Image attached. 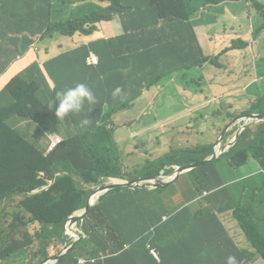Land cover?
I'll list each match as a JSON object with an SVG mask.
<instances>
[{
	"label": "trees",
	"instance_id": "obj_1",
	"mask_svg": "<svg viewBox=\"0 0 264 264\" xmlns=\"http://www.w3.org/2000/svg\"><path fill=\"white\" fill-rule=\"evenodd\" d=\"M84 1L86 0H0V25L7 27V36L23 34L22 53L26 54L31 48L39 53L37 61L32 65L39 75L31 74L28 77V67L24 73L16 75L3 91L10 102L6 116H18L42 123L55 111V108H50V104L57 94L81 82H86L97 98V105L91 111L92 118L87 108L82 114L72 116V120L78 125L88 114V118L93 120L88 131L66 138L48 154L46 149L40 147V142L33 144L25 135L22 136L21 147L19 134L11 133L7 128L13 135L17 148H6L0 141V155L3 158L0 159V204H14L15 198L19 196L23 199L0 213L6 216L5 222L0 219V264H41L51 256L50 240L63 241L68 219L85 208L91 191L83 185H95L105 176L127 179L129 172L123 173V157L119 154V147L111 134L113 129L109 130L104 125L98 126L97 121L101 115L104 121L111 118L113 101L117 105L116 111L125 109L131 102L134 106L135 101L145 95V89L150 90L158 85L167 87L166 83L160 82L161 78L167 77L170 80L176 77L178 82L180 78L184 80L182 77L188 71L200 67L204 58L199 46L201 40L198 36L201 34L196 32L193 23L197 8L204 10L215 4L240 0H101L107 4L104 8L100 7L101 9L82 19H69L52 25L54 8L58 15H63L73 4ZM250 1L254 4L262 0ZM257 6L264 18V4L258 2ZM98 23H102L106 33L126 31L129 34L120 38L103 39L91 44L89 48H81L71 54L73 58L68 51L57 56L51 52L47 41L50 32L57 31L65 36H73L77 32L90 33ZM205 23L206 21L201 24ZM86 26L90 28L87 29ZM262 30L264 27L261 24L254 34L258 35ZM117 40L122 46L118 54L113 56L108 52ZM243 43L247 45L249 42ZM232 46L222 51V54L235 48V45ZM89 49L99 56L100 63L96 68L85 67ZM162 49L166 54H160ZM263 50L260 45L258 56ZM136 52L139 54L135 55ZM206 59L211 60V57ZM214 60L216 63L219 61L217 58ZM73 63L76 64V70ZM244 66L236 68V74H240L245 69ZM3 71L0 69V72ZM117 72L122 74L128 85L121 81L115 82L114 76ZM126 72L129 77L142 75L143 78L145 75L144 84L133 83ZM46 76L50 78L47 79ZM199 83H204V79L199 80ZM200 84L179 85L184 90L196 91ZM117 87L125 90L131 88L135 96L126 101L115 100L112 92ZM96 90H102L107 96L99 97ZM180 101L187 107V96ZM250 113H264V98L251 103L239 116ZM7 120L6 117L2 119L3 122ZM158 120L154 118L153 122ZM145 146L137 145L141 149H145ZM213 148L214 145H199L190 151H183L180 159L173 160L174 163L170 165L162 164V167L189 165L205 160L213 154ZM223 154L229 156V168L237 170V174L230 179L227 171L222 168L217 170L212 164L216 159L200 167L198 173L201 172L204 185L200 184L201 178H198L196 184L200 189L196 193L197 198L204 191L209 195L210 191L216 190L209 198V206L213 212L231 211L254 248L264 258V227L261 226L264 224V184H241L255 177H262L264 182V122L246 128L235 146ZM113 155H116L115 159ZM250 158L260 165L261 171L248 178L240 177V168ZM147 167L144 164L133 166L129 169L130 174H137L135 179L144 181L160 173L161 169L148 177ZM40 172H44L47 179L55 178L54 184L48 190L42 189L47 181L39 177ZM172 173L173 171L169 172ZM149 187L148 182L142 183L141 188L151 189ZM121 188L125 189L118 188L120 190L109 192L119 208L114 227L108 225L100 204L90 209L83 222L86 232L83 242L93 246L82 256L98 259L94 264H109V257L122 253L123 246L129 242L131 244L127 251L136 264H215L207 254L206 240L198 245L205 232L200 223L211 222V213L207 216L203 208H196L197 204L190 202L165 220L160 215L155 230H146L138 225L136 229L128 230L123 237L121 234L125 228L136 226L129 219L132 213L142 220L153 206L148 205L147 199L133 196L141 189ZM36 190L39 193L32 194ZM96 198L97 195L91 198L92 204ZM204 202L205 199L201 205ZM31 223H38L40 226L36 233L39 242L27 230ZM120 224L124 226L115 228ZM74 242L67 234L64 239L67 249L56 264H78L79 257L76 254L77 248H73ZM149 245L157 250L159 259L151 254ZM102 255L105 256L104 260L101 259Z\"/></svg>",
	"mask_w": 264,
	"mask_h": 264
},
{
	"label": "rangeland",
	"instance_id": "obj_2",
	"mask_svg": "<svg viewBox=\"0 0 264 264\" xmlns=\"http://www.w3.org/2000/svg\"><path fill=\"white\" fill-rule=\"evenodd\" d=\"M194 2L197 3V1ZM106 5V3L99 2V6L102 8ZM98 9L101 8L97 7L84 15ZM249 11L250 8L246 7L244 14L247 15ZM201 12V8L198 7L194 18L198 19ZM239 18L242 19L243 16ZM239 18L221 21L220 15L215 14L209 19L207 24L200 27L203 30H199L202 35L198 37L203 43L204 58L202 59L200 67H197L195 70L188 71L185 76L182 77L184 80L180 78L178 82L180 85L189 84L190 86H193L200 84L199 80L204 79V83H201L200 86L196 88V91H188V110L183 109L186 111L179 113V117L176 120L173 119V114L182 110V107L178 105L180 100L176 99V97L180 94L175 93L149 94L146 100L142 101L138 106L139 108L146 106V108L139 109L137 105L133 106V103L131 102L125 107V109L113 112L111 118L105 124H109L111 121L115 122L113 126V137L115 143L119 147V154L124 157L122 164L124 167L123 173H127L128 169L132 165L142 162V151L137 147V145H143L142 140L144 139V136L141 135L143 126L153 128L159 127L152 133V148L150 150L152 162L148 164L146 174L148 177H151L152 174L161 169V172L163 170L165 171L163 175L166 180L168 177L173 175H167L166 172L173 168L172 166L162 167V163L158 162L160 158L165 157L170 153H174L175 157H180L181 152L190 151L199 145H214V147L217 146L218 151L221 152L226 148L227 144L235 138L238 129L243 124L242 122L240 123L237 121L240 118L237 113V109H243L245 106V101L238 102L236 99L243 100L245 98H249L251 97V91L253 89H261L257 80L264 76V67L254 68L250 75H240L236 74L235 67L227 64L224 57H221L217 63L214 60L216 59L215 55H217L220 51H224L231 45H238L247 40L245 37L238 36L237 33L231 29V26L236 27L235 24H232L233 21ZM246 18L249 19L248 16ZM243 23L244 20L240 21V24ZM213 33L218 35L220 38L219 42L217 41V38H212ZM207 57H211V60L206 59ZM26 75L29 77L31 73L28 71L26 72ZM245 75L248 76L243 80L239 79ZM206 78L214 80L212 91L215 95L206 92ZM4 79L5 83H7L6 76H4ZM223 85L227 86L225 92L220 89ZM245 85L248 86L246 90H244ZM170 88L175 91V86H170ZM162 100H166L167 102ZM154 118H158V122L154 123ZM235 121L237 123L229 128V126ZM77 132L78 130L73 126L72 118L70 119L66 117L64 121H60L56 118L55 112H53L50 118L42 123H35L27 119L23 129V135H25L31 143L39 144L38 142H40V145L42 146L48 145L51 137L60 136L64 139L70 134ZM134 132H136V134ZM113 158L115 159L116 155H113ZM212 164L216 166L217 170L222 168L227 171V175L230 179H233L234 174H237V170L229 168V156L225 154H221L219 158L212 162ZM199 168L191 173L184 174L187 176H185L180 182H175L168 188H138L141 190L136 192L133 196L143 199L154 198L158 201L164 202L165 206H163L162 210L167 213V216L171 217L176 211L175 207L168 203L171 198L184 191L186 192L184 202H186V200L192 201L197 196L196 193L200 188H197L196 182L198 178H201V172L198 173ZM161 172L158 176L162 174ZM136 176L137 174L128 173L127 179L135 180V178H137ZM112 182L119 183L120 181L117 182L113 179L105 178L100 185ZM187 184L190 187H187ZM200 184L204 185L202 178ZM241 184L243 186H251L264 184V182L262 177H255ZM100 185L83 186L89 191L95 192ZM21 199V197H16V203L14 204L6 202L2 203L0 205V212L7 211L8 206L17 205ZM97 202L98 201H96L95 204ZM205 209L206 211H210L207 205L205 206ZM0 219L1 222L6 221L4 213L0 215ZM218 219H221L223 223L227 222L231 226H233L235 222L234 216L231 212L225 213L223 216L219 215ZM66 228L67 229L65 230L64 235L66 237V234H68L72 238V241L75 240L77 234H81V232H83L82 226L79 224L75 225L73 228L67 224ZM39 229L40 226L38 223H31L27 227L28 232L37 241L38 239L36 237V233ZM216 231L217 229L213 228L212 234L214 235ZM50 243L51 247L49 250L51 256L56 254L61 255V252L64 250L65 243L57 239H51ZM128 257L129 255L126 254L124 260H127ZM128 262L130 264H136L132 259H129Z\"/></svg>",
	"mask_w": 264,
	"mask_h": 264
},
{
	"label": "crops",
	"instance_id": "obj_3",
	"mask_svg": "<svg viewBox=\"0 0 264 264\" xmlns=\"http://www.w3.org/2000/svg\"><path fill=\"white\" fill-rule=\"evenodd\" d=\"M99 2L103 3L101 0H86L85 2L74 4L63 15H58L56 13V9L54 8L52 23L56 24L61 21L66 22L69 19L71 20L72 19H82L92 14L93 12L87 15H84L85 13L97 7L100 8ZM258 2L261 4H264V0L254 2V4H252L250 0H240V1L222 3V4H215V5H212L211 8L204 9V10L200 7L202 10L200 17L198 19L197 18L193 19L196 32L202 35L201 31L199 32V30H203V29L200 27L207 24L209 19L215 14L220 15L221 21H225V20L227 21L230 19H235V18H239L243 16L242 19L239 18L233 21L232 24H235L236 27L231 26V29L232 31H235L238 36L247 38V40L245 41H248L249 43L247 45H244V43L241 42L240 44L235 45L234 49L227 51L225 54H222V51H220L217 55H215V57L218 60H220L221 57H224L225 60L227 61V64L235 68H239V67L241 68L246 63V65L244 66L245 69L240 73V75L242 74L250 75V73L254 70V68L264 67V50L261 55L258 56L257 54L260 45L264 49V30L259 32L258 35L254 34L255 29L259 28L261 24L264 27V18L262 17L259 7L257 6ZM246 7L250 8V11L247 15L244 14V10ZM79 16H82V17H79ZM247 16L249 17V19L246 18ZM242 20H244V23L240 24V21ZM204 21H206V23L202 25L201 23ZM17 27L18 25L16 22L15 28L17 29ZM21 27H22V23H21ZM86 28L89 29L90 26H86ZM127 34H129V32H126V31H115L113 33H106L102 23H98L96 25V28L90 33L77 32L73 36H64V35L59 34L58 32H50L47 36V41H49V44L51 46V52L55 56L59 55L62 52L68 51L70 56L73 58V55L71 54L81 48H84V47L89 48L91 44L96 43L100 40L109 39V38H120ZM212 38H217V41L218 42L220 41V38L218 37L216 33L212 34ZM13 39L15 40L14 43H13ZM201 44H199V46L203 52V43L201 42ZM23 46H24V43H23L22 35L16 34L14 36L13 34H10L9 36H7V27L0 25V69L4 70L3 72H0V141L2 142V145L6 148H11V147L17 148V143L13 142V135L10 134L7 128L10 129L11 133L15 132L19 134V137L21 139V147H22L23 129H24V124L27 122V120L22 119L18 116H6L7 115L6 110L9 108L10 102L8 101L7 96L3 94V91L5 90V88L8 86V84L12 81V79L16 75L23 73V71L27 69L28 67L30 69L28 68L27 71L31 72V74H33L34 76L39 75V72L33 69L32 67V65L37 61V58L39 57V53L34 48H31L26 52V54H23L22 53ZM121 46L122 45L120 41L117 40L116 43L110 48L108 53L112 54L113 56L117 55L121 49ZM131 47L133 46L131 45ZM154 47H160V46H154ZM231 47L233 46L231 45L228 48H231ZM161 53L166 54V51L162 49L160 54ZM91 54L98 56V54L95 51L89 49L88 55L85 59V67L96 68L97 66L90 65L87 63V59L89 58ZM137 54H139V52H136L135 55ZM72 65H73V68L76 70V64L73 63ZM4 76H6L7 78V83H5ZM247 76L248 75L240 77V80H243ZM46 77L47 79L50 78L49 76H46ZM128 78L131 79L133 83L142 82L144 84L145 75L143 76V78H142V75L134 76V77L128 76ZM114 80L116 83H119L121 81L128 85L127 81H125L122 78V74L118 72L115 74ZM160 82L166 83L167 87L162 88L161 86L158 85V86L152 87L150 90L145 89L144 90L145 95L143 97L138 98L135 101V105H137L138 107L142 101L146 100L149 94H173L175 93V94H180L176 97V99H179V100H181L182 98L186 96H189V92L187 90H184V88L178 84L176 77L170 80H168L167 77L161 78ZM257 82L259 86H261V89H253L251 91V97L249 98H245L243 100L236 99V101L238 102L245 101L244 108L237 109L238 115L239 113L248 109L251 106V103L264 98V76L259 78ZM206 84H207V86L205 87L206 92L215 95V93H213L212 91L214 80L210 78H206ZM172 85L175 86V91H173V89L170 88V86ZM226 87L227 86L225 85L224 87H220V89L225 92ZM247 88L248 86L245 85L244 90H246ZM121 89L123 90V93H122L123 99L117 97L115 100L126 101L128 99H132L135 96L131 88H127L126 90L124 88H121ZM97 93L99 97L101 98H103L104 96H107L103 94L102 90L97 91ZM162 101H166V100H162ZM111 104H112V111L115 112L117 108L116 102L113 101ZM178 105L182 107V110L173 114L174 120H176L179 117L178 116L179 113H182L188 110L187 107L183 106L181 101L178 102ZM139 109H144V107H141ZM183 109H186V110H183ZM4 117L8 119L6 122L2 121ZM72 121H73V126L78 130V132L72 133L69 136L65 137L64 139L69 138L70 136L77 135L79 133H85L86 131H88V128L87 130H81L78 127V125L75 124V121L74 120ZM108 121H104L103 115H101L100 119L97 122V125L107 126L108 129L111 130L113 129L115 122L111 121V123L105 124ZM157 128L159 127L153 128L149 126H143V131L141 135L144 136V139L142 140V142L144 146L145 145H148V146L147 147L145 146V149L139 148L142 151L141 153L142 162L134 164L131 167L139 165V164L147 165V163L152 160V157L150 154V150L152 148V133ZM134 133L136 134V132ZM111 134L113 136L114 130ZM49 144L45 146L40 145V147L47 150ZM183 154L184 152H181L180 157H175L174 153H170L166 155L165 157L160 158L162 159L161 163H166V164L174 163L172 161L180 159L183 156ZM0 159L3 160L1 155H0ZM123 161H124V157H123ZM129 169H128V172L131 173V170ZM260 171H261L260 165L256 161H254L252 158H250L248 163L245 166L240 168V177L248 178L254 174H257ZM185 176L187 175H181L179 178H177L176 183L180 182ZM142 183H146V182H142ZM187 187H190V186L187 184ZM215 191L216 190L210 191L209 195H205L206 191H204L200 198H197V196L194 198V200L196 201L186 200V202H184V196L186 193L184 191L174 196L173 198H171L168 201V203L171 204L173 207H175V209L177 210L181 208L183 205L192 202L193 204H197L196 208H203L204 210L203 212H205L207 216L211 213V215H209V217L213 219L211 222L204 223V224L200 223V226L205 232H204L203 240H200L198 242V245L200 244L201 241L206 240L207 254L210 258L213 259V262L215 264H226V258L229 255H234L237 258L239 264H264V258L262 254L254 248L251 240L247 237L244 230L239 226L235 218H234L235 222L233 226H231L227 222L223 223L221 219H218L219 215L223 216L225 213H228L231 211H227V212L215 211V213L213 212L212 208L209 206L211 202L209 198L212 197V194ZM110 197H111V200L108 203L109 204L108 209L110 213H114L115 215L113 219V225H114L117 219L119 208L117 206L116 200L112 196ZM206 197H208V199H206ZM203 199H205V202L203 205H201V202ZM147 200H148V205L153 206V207L147 212L146 216L142 220L139 219L135 213H132L129 219L131 220V222L136 224V226L125 228L124 232H122L121 234L123 237L125 236L128 230L136 229L138 225L141 227H145L146 230H150V231L155 230L158 226V221L160 218L159 216L163 215L164 220L168 217L167 213H165L162 210L163 206H165L164 202L158 201L154 198H147ZM206 205L208 206L210 211H206L205 209ZM214 215H215V219H214ZM123 226L124 225L120 224L117 227L119 228ZM261 226L264 227V224H262ZM213 228L217 229L214 235L212 234ZM100 232L107 233V231H100ZM85 233L86 232H84L83 234H78L73 244V248L74 247L77 248L76 254L78 257H82V255L87 253V251L93 246V245H87L83 242V239L85 238ZM64 239L65 238H63L62 242H64ZM130 244L131 243L129 242L125 243V245L123 246L122 253L111 255L109 257V264H130L128 260L129 259L133 260V258L129 255L127 251V249L130 247ZM118 245L119 244H117V247ZM65 249L66 247H64L63 251H65ZM262 250H264V247H262ZM126 254H128L129 257L127 258V260H124V257Z\"/></svg>",
	"mask_w": 264,
	"mask_h": 264
},
{
	"label": "clouds",
	"instance_id": "obj_4",
	"mask_svg": "<svg viewBox=\"0 0 264 264\" xmlns=\"http://www.w3.org/2000/svg\"><path fill=\"white\" fill-rule=\"evenodd\" d=\"M85 2V1H84ZM79 3H81V2H79ZM75 4H77V3H75ZM74 5V4H73ZM72 5V6H73ZM53 19V18H52ZM57 24V23H56ZM56 24H53L52 23V25H56ZM53 32H57V31H53ZM60 34V33H59ZM20 35H22V39H23V34H20ZM48 36V35H47ZM65 36V35H64ZM92 55V54H91ZM90 55V56H91ZM89 56V57H90ZM96 56V55H95ZM98 57V56H97ZM99 58V57H98ZM87 63H88V59H87ZM99 63H100V59H99ZM99 65V64H98ZM98 65H94V66H97L98 67ZM122 93H123V90L120 88V87H117V88H115L114 90H113V92H112V97L115 99V98H117V97H119V98H121V99H123V95H122ZM97 105V98H96V96H95V94H94V92H93V90H92V88L91 87H89V85L86 83V82H81V83H77V84H75L73 87H69V88H66V89H64L63 91H61V92H59L58 94H57V97H56V99L50 104V108L52 109V108H55V116H56V118L58 119V120H60V121H64L65 120V118L66 117H68V118H72V116H74V115H76V116H78L79 114H82L84 111H85V109L87 108V110H88V114L93 110V108L95 107ZM88 114L84 117V118H82L80 121H79V124H78V127L81 129V130H87V128L93 123V120H91V119H89L88 118ZM92 115H93V113L91 112L90 113V116H91V118H92ZM98 122V121H97ZM55 137H59L62 141H61V143L65 140V139H62L60 136H54V137H51V140H50V144H49V146H48V149H47V151H46V154H48V153H50V152H52V151H50L49 152V147H50V145H51V143H52V139L53 138H55ZM234 139V138H233ZM232 139V140H233ZM231 140V141H232ZM230 141V142H231ZM60 143V144H61ZM237 143V142H236ZM60 144H58L57 145V147L60 145ZM235 146V145H234ZM56 147V148H57ZM55 148V149H56ZM231 149V148H230ZM227 152V151H226ZM150 162H152V160L150 161ZM150 162H148L147 163V166H148V164L150 163ZM160 163H161V161H160ZM162 164H166V163H162ZM170 165V164H169ZM206 165V164H205ZM172 166V168L173 169H170L169 171H167L166 172V174L167 175H172V176H174V175H176L175 176V180H177L176 179V177H177V172H175L174 173V170L175 171H177V169H178V167L180 166V165H171ZM204 166V165H203ZM170 171H173V173L172 174H169V172ZM161 172V171H160ZM160 174V173H159ZM158 174V175H159ZM187 174V173H186ZM158 175H156V176H158ZM39 177L40 178H42V179H46V181H47V184L46 185H44L43 187H42V189L43 190H48L53 184H54V182H55V178L54 179H47V177H46V174L44 173V172H40L39 173ZM153 177V176H152ZM105 178H108V179H113V180H122V179H120V178H115V177H110V176H105V177H101L100 179H99V181H98V183L97 184H95L96 186H98V185H100V184H102V181L105 179ZM127 181L129 180V179H126ZM174 180V181H175ZM164 181L166 182V180H165V176H164ZM173 181V180H172ZM169 182H171V181H169ZM112 183H115V182H112ZM112 183H108V184H105V185H100L99 187H98V189L95 191V192H93V191H91V193H90V195H89V198H88V200H87V203H86V206H85V208H83V209H81V210H79V211H82V214L85 212V210H86V208H87V204L89 203L90 204V209L91 208H93V207H95V206H97V205H101V210H102V212H103V216L105 217V219L107 220V222H108V225L110 226V227H114V225H113V219H114V217H115V215H114V213H110L109 212V209H108V203H109V201L111 200V193H110V195H109V192L110 191H108V190H104V191H99L100 190V188L101 187H105L106 185H109V184H112ZM118 189V188H117ZM36 193H39V191H33L32 192V194H36ZM95 195H97V198H96V201H98L96 204L94 203V204H92L91 203V198L93 197V196H95ZM205 195H206V192H205ZM19 197H21V196H19ZM105 197V198H104ZM22 199H23V197H21ZM102 198H104L102 201H101V199ZM21 199V200H22ZM20 200V201H21ZM95 201V202H96ZM104 203H105V205H104ZM90 209H89V211H90ZM79 211H77V212H79ZM89 211H88V213H89ZM77 212H75V213H77ZM74 213V214H75ZM88 213H87V215H88ZM73 214V215H74ZM72 215V216H73ZM87 215L85 216V218L87 217ZM85 218H84V220H85ZM84 220L83 221H80V222H78V223H76V224H71V223H69V221H67V223H66V225L67 224H69L72 228L75 226V225H77V224H79V225H81L82 226V229H83V222H84ZM66 225H65V229H64V234H65V230L67 229L66 228ZM115 228H118V227H115ZM120 228V227H119ZM83 232H85L84 231V229H83ZM83 232H81V234H83ZM63 234V238H65V235ZM67 235V234H66ZM78 235V234H77ZM76 238V237H75ZM57 240H60V241H62V239H57ZM57 255V254H56ZM53 256H55V255H53ZM50 257H52V256H50ZM79 260H78V264H88V263H96L97 262V260L98 259H96V258H94V259H90V258H88V257H84V256H82V257H79L78 258ZM102 260H104L105 259V256L104 255H102V258H101ZM44 262V261H43ZM42 262V263H43ZM41 263V264H42ZM50 264V263H49ZM226 264H239V262H238V260H237V258L234 256V255H229L227 258H226Z\"/></svg>",
	"mask_w": 264,
	"mask_h": 264
},
{
	"label": "water",
	"instance_id": "obj_5",
	"mask_svg": "<svg viewBox=\"0 0 264 264\" xmlns=\"http://www.w3.org/2000/svg\"><path fill=\"white\" fill-rule=\"evenodd\" d=\"M239 121L240 123L242 122V126L238 129L236 135H235V138L229 142L226 146V148L219 152L218 149H217V146L214 147L213 149V154L205 159V160H202V161H198L196 163H192V164H189V165H181L178 167L177 171H174L177 172V178H179L181 175H184L186 173H189L193 170H196L197 168L199 167H202L203 165L217 159L221 154L225 153L226 151H228L230 148H232L236 142L238 141L240 135L242 134V132L252 126L253 124H256V123H261V122H264V113H250V114H247L245 116H240V118L237 120ZM237 122L235 121L234 123H232L230 125L233 126L235 125ZM162 174L160 176H153L149 179H144L141 180V179H135V180H120L119 183H112V184H109V185H106L105 187H101L99 191H112V190H115L117 188H121V187H136V188H141L142 187V182H148V186H150L149 188L151 189H164V188H168L170 185H172L173 183H175L177 180H173L171 182H165L164 181V173L165 171L163 170L161 172ZM90 209V204L88 203L87 204V208L85 210V212L82 214V211H79L80 213H75L73 216H71L68 221L69 223H71L72 225L73 224H76L80 221H83L85 216L87 215L88 211ZM67 249V248H66ZM65 249V250H66ZM64 251L61 252V255L57 254L55 256H52V257H49L48 259L44 260V262L42 264H56V262L58 261V258L61 257V256H64Z\"/></svg>",
	"mask_w": 264,
	"mask_h": 264
},
{
	"label": "built area",
	"instance_id": "obj_6",
	"mask_svg": "<svg viewBox=\"0 0 264 264\" xmlns=\"http://www.w3.org/2000/svg\"><path fill=\"white\" fill-rule=\"evenodd\" d=\"M88 64H90V65H98V64H99V58H98L97 56H95L94 54H92V55L88 58ZM61 141H62V140H61L59 137H55V138H53V139H52V143H51V145H50V147H49V152L52 151L53 149H55V148L57 147V145L61 143ZM175 176H176V175H174V176H170V177L167 178V180H166V178H165L166 182H169V181L174 180V179H175ZM206 195H207V192H206ZM148 247H149V249H151V254H152L155 258L159 259V256H158V252H157V250H156L154 247H152L151 245H149ZM0 262H1V261H0Z\"/></svg>",
	"mask_w": 264,
	"mask_h": 264
},
{
	"label": "bare ground",
	"instance_id": "obj_7",
	"mask_svg": "<svg viewBox=\"0 0 264 264\" xmlns=\"http://www.w3.org/2000/svg\"><path fill=\"white\" fill-rule=\"evenodd\" d=\"M115 181L119 182V180H115ZM94 203H95V202H94ZM94 203H93V204H94Z\"/></svg>",
	"mask_w": 264,
	"mask_h": 264
},
{
	"label": "flooded vegetation",
	"instance_id": "obj_8",
	"mask_svg": "<svg viewBox=\"0 0 264 264\" xmlns=\"http://www.w3.org/2000/svg\"><path fill=\"white\" fill-rule=\"evenodd\" d=\"M229 128H230V126H229Z\"/></svg>",
	"mask_w": 264,
	"mask_h": 264
}]
</instances>
